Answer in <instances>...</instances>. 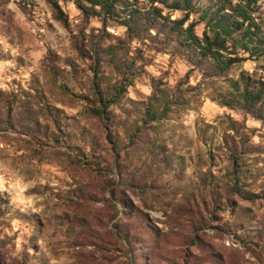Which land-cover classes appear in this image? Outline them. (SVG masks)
Masks as SVG:
<instances>
[{
  "label": "rangeland",
  "instance_id": "374dc122",
  "mask_svg": "<svg viewBox=\"0 0 264 264\" xmlns=\"http://www.w3.org/2000/svg\"><path fill=\"white\" fill-rule=\"evenodd\" d=\"M59 5L65 23L45 0H0V264H264V124L212 102L165 32L130 40L115 24L85 20L73 0ZM110 46L114 62L103 53ZM131 62L136 75L120 102L94 116V86L113 89L117 67ZM241 72L264 77V57L237 63L228 78ZM162 90L168 111L143 121ZM234 146L254 201L226 195ZM119 195L129 216L115 217ZM217 197L233 202L228 212L215 210ZM201 218L214 222L197 235L203 245H183ZM248 236L252 244L241 241Z\"/></svg>",
  "mask_w": 264,
  "mask_h": 264
},
{
  "label": "trees",
  "instance_id": "16d2710c",
  "mask_svg": "<svg viewBox=\"0 0 264 264\" xmlns=\"http://www.w3.org/2000/svg\"><path fill=\"white\" fill-rule=\"evenodd\" d=\"M149 8L142 11L137 6V0H73L75 8L82 17L87 20L98 18L103 30L108 24H115L124 29L126 38L130 40L143 41L163 34L168 37L169 46L173 51H184L186 61L190 66V71L197 69L201 76V84L206 88L213 90L212 102L220 107L240 111L246 117L264 124V77H255L254 74L241 72L238 78H228L232 67L237 63L246 60L264 57V12L261 11L259 0H146ZM53 11L57 21L66 22V18L59 5V0H45ZM170 12H182L180 19L170 20L162 16V9ZM193 17L192 20L190 18ZM167 20V22H165ZM157 21L162 30L156 28L153 24ZM186 25V26H185ZM201 26L200 35L195 33V28ZM154 33L152 36L151 33ZM107 35V34H106ZM116 46L107 47L103 53L110 56L111 62L115 54ZM97 53L90 46V52ZM247 55L241 58L239 55ZM111 62H108L111 64ZM118 63V62H116ZM116 63L115 66H118ZM132 64L124 63L119 65L118 73L120 81L113 89L101 90L100 86H94L93 106L90 112L99 118L105 119L111 106L118 104L125 94L127 87L131 85L136 75L132 69ZM95 71L94 73H97ZM189 71L186 73L188 78ZM224 86H215L217 81ZM219 83V82H218ZM199 85V87L201 86ZM168 100L166 90L155 93V96L149 104H146L143 112V121L151 122L160 120L168 111L171 103ZM177 105H179L177 103ZM230 121V131L238 132V122ZM235 125V127H233ZM142 128L138 127L137 131ZM152 150H156L154 145ZM229 169L226 177L228 179L225 187L226 195L235 194L244 201H254L258 196L245 187L248 178L242 173L240 156L236 147L229 150ZM248 171V170H247ZM112 196H115V194ZM215 210L219 212H228L233 202L214 198ZM223 205V206H222ZM115 217L129 216L125 214V202L121 196H116L112 205ZM214 222H192L194 235L183 242V245L195 247L203 245L199 239V233L212 227ZM238 223V222H237ZM235 224V226L237 225ZM243 227V226H241ZM246 227V226H244ZM230 228H232L230 226ZM236 226L233 229L238 231ZM116 235L122 239V242L129 245L128 233L115 226ZM216 231H229L230 229L214 228ZM236 234H234L235 236ZM253 243L255 236H248L241 241ZM130 264H136L135 258H130Z\"/></svg>",
  "mask_w": 264,
  "mask_h": 264
}]
</instances>
